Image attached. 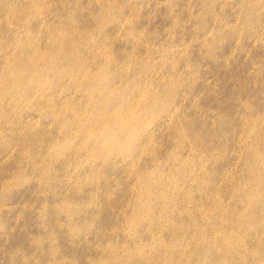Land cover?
I'll return each instance as SVG.
<instances>
[{
	"label": "rangeland",
	"instance_id": "rangeland-1",
	"mask_svg": "<svg viewBox=\"0 0 264 264\" xmlns=\"http://www.w3.org/2000/svg\"><path fill=\"white\" fill-rule=\"evenodd\" d=\"M117 246L264 264V0H0V264Z\"/></svg>",
	"mask_w": 264,
	"mask_h": 264
},
{
	"label": "bare ground",
	"instance_id": "bare-ground-1",
	"mask_svg": "<svg viewBox=\"0 0 264 264\" xmlns=\"http://www.w3.org/2000/svg\"><path fill=\"white\" fill-rule=\"evenodd\" d=\"M57 34V36H56V38H55V48L57 47V45H58V43L59 42H66V43H70V44H72L73 45V47L75 48V51L74 50H70L69 52H70V57H71V60H72V63H74V60H75V58H79V59H81L82 57H80V56H82V54H81V51L80 52H78L77 50H76V45L78 44L77 42H75L74 40H73V38L72 37H69V36H65V35H63V37H59L60 35H61V32H57L56 33ZM81 38V37H80ZM84 40V39H83ZM83 52V51H82ZM84 59V63L82 64V66H81V71H80V73H77V76L78 77H84V75H85V72H84V68L87 66V65H89V63L88 62H86V60H85V58H83ZM115 63H116V61H114ZM58 63H56L53 67H54V69H53V71H55L56 70V68L59 66V64L57 65ZM69 67H70V73H72L73 72V70H74V65L72 64V65H69ZM98 76V75H97ZM33 77V76H32ZM32 80H34V83L35 82H38V79H32ZM59 80H56V81H54L53 82V85L54 84H56L57 82H58ZM87 84H86V86L88 85V87L89 88H93V87H95L96 86V83L94 82V80L91 78V79H89V78H87ZM109 82L110 83H112L111 81H110V79H109ZM76 83H77V85H79V83L76 81ZM108 84V83H107ZM106 85V84H105ZM56 86V85H55ZM72 86H76L75 84H72ZM101 86H96L95 87V89H97V88H100ZM85 90H86V92H88V89L87 88H85ZM108 111H106L105 112V115H104V119H105V121H107V123L109 122V121H111L112 119V117L114 116V118L115 119H117L116 117H115V115L111 112V113H107ZM111 119V120H110ZM112 122H116L115 120H112ZM118 122V121H117ZM114 128V127H113ZM118 129V128H117ZM82 134L83 135H85L86 133L84 132V131H81L80 130V135L82 136ZM128 137H123V135L121 134V132H120V127H119V129H118V132H117V139L118 140H122V141H124V140H126ZM52 191V190H51ZM49 193V192H48ZM47 195V194H46ZM59 195V194H58ZM54 198V197H53ZM63 200V199H62ZM65 201V200H64ZM54 203H56V202H54ZM60 204V203H59ZM66 204V203H65ZM64 204V205H65ZM55 205V204H54ZM64 205H62V206H64ZM61 207V206H60ZM63 208V207H62ZM57 209V208H56ZM55 209V210H56ZM59 209V208H58ZM66 209V208H65ZM62 210V209H61ZM66 211V210H65ZM57 213H59L58 211H56ZM64 212V211H63ZM71 213H73L72 211H71ZM75 213H76V211H75ZM64 214H65V212H64ZM78 214V213H77ZM56 215V214H55ZM58 215V214H57ZM60 215V214H59ZM71 215V214H70ZM73 215H75L74 213H73ZM72 215V216H73ZM66 216H68L67 214H66ZM44 217H45V215H44ZM155 217V216H154ZM68 218V217H67ZM71 219H73V217L71 218ZM69 220V219H68ZM67 220V221H68ZM59 221H57V223H58ZM56 223V224H57ZM69 223H70V221H69ZM59 224V223H58ZM73 224H75V223H73ZM69 225V224H68ZM70 225H72L71 223H70ZM66 226V225H65ZM76 226V225H75ZM66 228H67V226H66ZM76 228V227H75ZM77 229H79L80 230V227L79 228H77ZM68 230V229H67ZM69 230H70V228H69ZM70 232V231H69ZM72 233H73V231H72ZM128 234V233H127ZM40 235V234H39ZM72 235H74V234H72ZM43 236V235H42ZM48 236V235H47ZM50 236V235H49ZM132 236V235H131ZM131 236H130V238H131ZM40 236H38V238H39ZM44 237V236H43ZM127 237H129L128 235H127ZM36 239H37V237H36ZM41 239V238H40ZM48 239V238H47ZM36 241V240H35ZM38 241V240H37ZM36 241V242H37ZM45 241V240H44ZM40 242V241H39ZM38 243V242H37ZM136 244V243H135ZM40 245V244H39ZM42 245H43V243H42ZM124 245H126V243L124 244ZM123 245V246H124ZM41 246V245H40ZM39 246V247H40ZM122 246V247H123ZM150 246V245H149ZM106 247H107V245H106ZM119 248V246H117V248H114V249H110L111 251L109 252V253H106V258H105V260L104 261H101V262H98V264H136V263H134V261H132L131 260V256L134 254V252L135 251H137L139 248H137V250L136 249H134V248H132V249H130V248ZM128 247V246H127ZM135 247V246H134ZM136 247H138V245L136 246ZM135 247V248H136ZM97 248H99V250L102 248V247H97ZM150 248V247H149ZM55 250L57 249V247L56 248H54ZM103 249V248H102ZM148 249V248H147ZM53 250V249H52ZM104 250V249H103ZM145 250V249H144ZM19 251V250H18ZM143 252V251H142ZM53 253V252H52ZM56 253V251H54V253L53 254H55ZM150 253V252H149ZM144 254H146V253H144ZM52 255V254H51ZM31 256V255H30ZM33 257V256H32ZM54 257V256H53ZM133 257V256H132ZM27 258V257H26ZM89 258V257H88ZM88 258L86 257H83V260H85V261H87L88 260ZM53 259V258H52ZM65 259V258H64ZM63 259V260H64ZM67 260H69V259H67ZM95 260H97V259H95ZM53 261V260H52ZM55 261V260H54ZM53 261V262H54ZM60 261V262H59ZM61 261L62 260H58V262L57 263H61ZM48 262H50V261H48ZM94 262V261H93ZM50 264V263H49ZM54 264V263H53ZM73 264H77L76 263V261H73ZM91 264V263H90ZM96 264H97V262H96Z\"/></svg>",
	"mask_w": 264,
	"mask_h": 264
}]
</instances>
